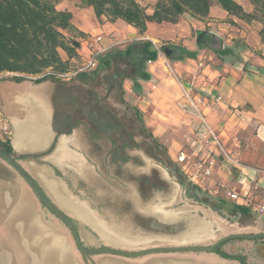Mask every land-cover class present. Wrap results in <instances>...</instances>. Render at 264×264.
Here are the masks:
<instances>
[{
  "label": "crops",
  "instance_id": "crops-1",
  "mask_svg": "<svg viewBox=\"0 0 264 264\" xmlns=\"http://www.w3.org/2000/svg\"><path fill=\"white\" fill-rule=\"evenodd\" d=\"M236 1L247 11L252 10L249 0ZM57 8L71 11L74 25L85 33L79 38L78 58H69L59 50L62 59H70L71 64L95 50L123 48L138 40L197 52L195 58H167L169 67L161 56L147 63L151 79L140 80L136 86L126 79L124 99L139 110L146 128L164 145L172 161L184 154L187 170L192 172L199 159L211 156V174L200 173L192 183L214 197L247 207L253 218L245 225L247 231H264V214L255 210L264 206V45L258 33L261 25L229 16L216 2L204 20L186 14L175 24L149 22L144 34L120 19L99 20L94 9L81 7L79 0H59ZM152 11V7L147 9L149 14ZM201 31L218 35L226 48L235 50L237 44H245L246 48L220 57L197 47L196 37ZM75 79L92 85L89 80ZM68 85L51 80L0 83V109L12 126L11 156L48 200L71 220L86 248L135 249L112 239L113 227L101 214L98 198L113 195L104 190L107 181L99 174L87 126L76 122L73 96L68 104V97L61 93L62 87ZM189 87L207 99V121L236 164L221 156L215 145L199 152L200 122L183 98V89ZM219 96L221 99L217 100ZM228 191L236 192L240 199H228ZM248 201L252 207L247 206ZM149 246L152 245L143 247ZM88 255L79 252L67 225L23 176L0 158V264H178L172 261L186 257L160 253L130 260L107 253Z\"/></svg>",
  "mask_w": 264,
  "mask_h": 264
},
{
  "label": "trees",
  "instance_id": "trees-1",
  "mask_svg": "<svg viewBox=\"0 0 264 264\" xmlns=\"http://www.w3.org/2000/svg\"><path fill=\"white\" fill-rule=\"evenodd\" d=\"M144 0H79L81 7H92L99 20L106 17L109 21L123 20L135 27L141 34L147 30L149 22L178 23L180 19L190 16L204 20L209 17L211 6L216 2L229 16L236 17L248 24L258 22L261 27L259 37L264 45V0H249L252 10L247 11L236 0H157L152 5V13L147 12ZM59 0H0V73L14 72L20 74H37L45 70L65 72L70 66V59L63 60L59 50L67 53L69 58H78L77 49L80 47V37L85 33L73 23V13L57 8ZM232 23L233 20H231ZM223 40L218 35L208 32L199 49H209L223 57L234 55L235 50H244L245 44H237L234 48L223 47ZM171 51L167 55L165 51ZM161 51L174 61L195 58L196 51L185 47L164 44ZM158 51L152 49L149 40H138L125 47H113L99 56V66L89 73H81L76 78L91 81L101 85L107 76L115 77L118 88L124 94L123 82L130 79L134 85L140 80L151 79L147 70L148 61L158 58ZM238 57V56H237ZM107 74V76H106ZM20 81L23 76H12ZM56 79L54 76L47 77ZM47 78L36 81L42 82ZM130 116L128 122L147 131L148 136L164 153V159L175 170L178 181L193 192L195 200L213 209L226 210L232 215L252 217L250 209L231 204L221 198H216L204 192L199 186L187 180L181 168L168 155L167 149L148 131L136 107L128 106ZM0 150L12 155L9 142L0 141ZM234 259V257L226 256ZM242 264H246L241 259Z\"/></svg>",
  "mask_w": 264,
  "mask_h": 264
},
{
  "label": "flooded vegetation",
  "instance_id": "flooded-vegetation-1",
  "mask_svg": "<svg viewBox=\"0 0 264 264\" xmlns=\"http://www.w3.org/2000/svg\"><path fill=\"white\" fill-rule=\"evenodd\" d=\"M46 80L69 83L68 86L62 87L61 93L64 97H68V104H70L71 96H73L72 103L74 104L76 122L87 126L92 154L97 161L99 174L107 181L105 190L108 195H114V185L122 188L121 211L128 213L131 216V221L136 223L139 228L145 229L155 223L154 220L157 219L158 208H161L162 205H164L165 209L172 210V202L176 196L177 186L181 187L182 196L186 200L201 204L212 213L229 216L232 220H235L234 223H229L230 226H234L235 222L238 223L241 215H232L226 210L213 209L191 197L194 196L193 192L180 184L174 168L165 161L159 146L148 135L132 130L135 126L127 125L124 122L123 116H129L130 114L129 104L125 101L124 94L118 88L115 77H105L100 89L92 85L89 86L84 83L85 81L81 84L75 78L69 81H60L53 78H47L44 81ZM4 81L25 82L31 80L23 79L18 81L10 76L0 79V83ZM32 82L41 83L38 81ZM145 205L149 206L151 214H145L143 210L141 214V208L145 207ZM165 212L167 211L165 210ZM246 223H238L239 230L225 234L218 233L220 234L218 238L210 244H203L197 241L199 239L197 238L183 245L154 244L149 247L121 250L133 252L156 247L211 246L220 239L232 234L260 233L247 231ZM153 236L143 239L154 240L156 237L155 235ZM138 239L133 241L140 243L141 241ZM116 240L125 244V246L128 242L120 238H116ZM234 240L246 242L245 244L235 243L230 248L225 247ZM128 244H130V241ZM173 254L186 255V257H176L172 261L178 264H225V262H228V264H242L241 259H244L246 264H264V237L227 240L209 253L176 252ZM226 256L234 257V259ZM132 259L135 258H130V260Z\"/></svg>",
  "mask_w": 264,
  "mask_h": 264
},
{
  "label": "water",
  "instance_id": "water-1",
  "mask_svg": "<svg viewBox=\"0 0 264 264\" xmlns=\"http://www.w3.org/2000/svg\"><path fill=\"white\" fill-rule=\"evenodd\" d=\"M205 33L206 31H201L198 33L196 37V45L198 48L201 46V44L204 41ZM165 53L167 55H170L171 51L166 50ZM5 117L7 118L6 115ZM0 158L3 159L8 165L12 166L17 170L23 176V178L29 183V185L39 196V198L46 204V206H48L67 225V227L72 233L77 249L82 254L107 253L122 257L138 258L155 253H176V252H208L209 253L214 251L216 247H218L221 243L227 240H231L235 238L253 239L258 237H264V232H260L256 234H232L220 239L218 242H216L211 246L156 247V248L141 249L133 252L112 248V247H100L96 249H89L82 244L79 235L74 225L72 224L71 220L48 200V198L41 192V190L38 188L35 182L31 179V177L16 162L14 157L11 155H7L6 153L0 150ZM154 222L155 223H152L146 229L147 231H150L149 234H151V232H156L163 240L174 241L178 244L186 243L188 241L197 238H202L203 236L208 234L213 228V224L210 221L200 217V215L198 214H191V215L167 214V215L159 216L157 219L154 220Z\"/></svg>",
  "mask_w": 264,
  "mask_h": 264
},
{
  "label": "rangeland",
  "instance_id": "rangeland-1",
  "mask_svg": "<svg viewBox=\"0 0 264 264\" xmlns=\"http://www.w3.org/2000/svg\"><path fill=\"white\" fill-rule=\"evenodd\" d=\"M155 2L156 0H144L142 4L146 6V8L148 9L152 7V5ZM249 4H251L250 1H249ZM7 77H10V76H7ZM92 86L100 89V85L96 86L95 84H92ZM129 116L128 115L123 116L124 117L123 120L127 125L130 124L128 123ZM132 130L134 131L137 130L138 132H142L148 135V132L141 130L139 126H135L134 129L132 128ZM161 154L164 158V153L162 152V150H161ZM173 162L177 164L182 170V166L178 161H173ZM176 188H177L175 192L176 196L174 197V200L172 202L173 204L172 210L165 209L164 205H162L161 208H158V211H157L158 213L156 214V216L158 218L159 216L167 215V214L168 215L170 214H177V215L198 214L200 215V217L210 221L213 224L212 230L208 234H206L205 236L197 240V241L202 242L203 244L205 243L210 244L211 242H213L220 235L218 233L225 234V233H230L234 230H239L238 223L250 222L253 220L252 217H241L238 219V223L235 222L234 226H230L229 223H234L235 220H232V218H230L229 216H223L222 214L212 213L208 209H206L204 206H202L201 204L192 203L190 200H186L182 196L181 187L177 186ZM113 190H114L113 191L114 195L112 197H99L98 203H99V208H100L103 218L106 219L109 222V225L113 227L111 236L115 242L117 241L116 238L117 239L120 238L122 240L128 241L127 244L130 241V247H133L136 249L138 247L154 245V244H171L170 240H163L158 235V233L155 232L154 234V232H151V234H149L150 231H147L146 230L147 228L145 229L139 228L136 223H133L131 221V216H129L128 213L122 212L120 208L121 200H122V197H121L122 188L120 186L114 185ZM142 210L145 212V214H148V215L151 214V210L148 205L147 206L145 205V207L141 208V211H140L141 214L143 213ZM165 210L167 212H165ZM153 235H155L156 237L154 238V240L153 239H145V240L143 239L149 236L152 237ZM137 239L140 240L141 242L136 243L135 241H133ZM189 242L190 241L186 243H189ZM245 242L246 241H242V240H234V241H231L229 244H227L225 247L230 248L235 243L245 244ZM225 264H228V262H226Z\"/></svg>",
  "mask_w": 264,
  "mask_h": 264
},
{
  "label": "built area",
  "instance_id": "built-area-1",
  "mask_svg": "<svg viewBox=\"0 0 264 264\" xmlns=\"http://www.w3.org/2000/svg\"><path fill=\"white\" fill-rule=\"evenodd\" d=\"M98 41L101 40V37L97 38ZM153 50H157L159 55L166 61V65L169 67L168 64V57L161 51V46L164 44L154 43L152 44ZM225 47V43L223 44ZM105 50H95L91 52L86 57H81L77 59L74 63L70 64L69 68L65 72H53L51 70H45L43 72L37 74H20L14 72H3L0 73V79L7 77V76H23L24 78L36 81L41 78H47L54 76L56 79L60 81H69L71 79L76 78L81 73H89L96 70L99 66V56L103 54ZM151 63V61H148ZM183 98L186 100L187 104L192 108L194 111L198 121L200 122V127L198 129L199 134V144L198 149L199 152L204 147H208L210 145H215L219 150L221 156H223L229 163L236 164V161L232 156L228 153L225 149L223 143L219 139V136L216 134L215 130L210 126L207 121L205 109L209 107L207 99L203 98L199 94H195L191 87L183 89ZM221 97L219 96L217 100H220ZM12 135V126L10 121L5 117L3 112L0 110V141L9 142ZM178 162L182 166V172L185 174L187 179L192 182L197 175L201 173L203 176H209L212 172V167L214 164V160L211 156L207 155L205 158L199 159L194 164V171L190 172L187 167L186 157L184 154L179 155ZM185 163V164H182ZM226 197L230 200L237 201L240 199L239 194L236 192L228 191L226 192ZM248 207H252V202H247ZM255 209V208H254ZM256 212L260 214H264V206L255 209Z\"/></svg>",
  "mask_w": 264,
  "mask_h": 264
}]
</instances>
